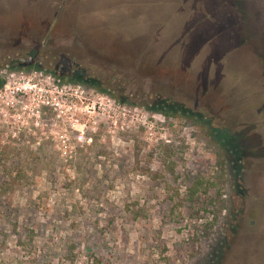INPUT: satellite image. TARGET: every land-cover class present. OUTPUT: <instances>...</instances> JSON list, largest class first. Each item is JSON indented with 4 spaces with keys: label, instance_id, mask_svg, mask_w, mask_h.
Wrapping results in <instances>:
<instances>
[{
    "label": "rangeland",
    "instance_id": "obj_1",
    "mask_svg": "<svg viewBox=\"0 0 264 264\" xmlns=\"http://www.w3.org/2000/svg\"><path fill=\"white\" fill-rule=\"evenodd\" d=\"M30 73L78 96L0 132L35 221L0 264H264V0H0Z\"/></svg>",
    "mask_w": 264,
    "mask_h": 264
},
{
    "label": "built area",
    "instance_id": "obj_2",
    "mask_svg": "<svg viewBox=\"0 0 264 264\" xmlns=\"http://www.w3.org/2000/svg\"><path fill=\"white\" fill-rule=\"evenodd\" d=\"M77 89L40 73L4 78L0 84V132L15 128L26 117L36 114L39 107L52 106L55 110H71Z\"/></svg>",
    "mask_w": 264,
    "mask_h": 264
},
{
    "label": "trees",
    "instance_id": "obj_3",
    "mask_svg": "<svg viewBox=\"0 0 264 264\" xmlns=\"http://www.w3.org/2000/svg\"><path fill=\"white\" fill-rule=\"evenodd\" d=\"M4 80L0 76V84ZM9 153L7 146H0V164L2 165L3 159H6ZM3 167V175L5 179L0 180V243H4L5 237L9 234H13L14 243L21 247L31 246L32 237L34 232V219L28 214H20L17 206H14L11 202L8 193L17 186H22L24 183L21 182L25 176L24 169L15 170L14 174L10 169ZM147 171V169H146ZM149 171V169H148ZM147 171V172H148Z\"/></svg>",
    "mask_w": 264,
    "mask_h": 264
},
{
    "label": "flooded vegetation",
    "instance_id": "obj_4",
    "mask_svg": "<svg viewBox=\"0 0 264 264\" xmlns=\"http://www.w3.org/2000/svg\"><path fill=\"white\" fill-rule=\"evenodd\" d=\"M61 6H62V4L59 5V9H61ZM56 18H57V17H55L54 19H56ZM54 19H53V20H54Z\"/></svg>",
    "mask_w": 264,
    "mask_h": 264
}]
</instances>
